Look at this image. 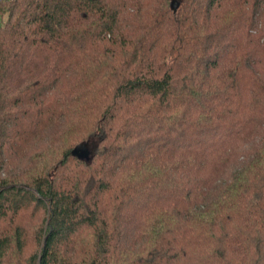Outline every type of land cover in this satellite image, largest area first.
I'll use <instances>...</instances> for the list:
<instances>
[{
  "label": "trees",
  "instance_id": "trees-1",
  "mask_svg": "<svg viewBox=\"0 0 264 264\" xmlns=\"http://www.w3.org/2000/svg\"><path fill=\"white\" fill-rule=\"evenodd\" d=\"M172 1L0 3V264H264V0Z\"/></svg>",
  "mask_w": 264,
  "mask_h": 264
},
{
  "label": "water",
  "instance_id": "water-1",
  "mask_svg": "<svg viewBox=\"0 0 264 264\" xmlns=\"http://www.w3.org/2000/svg\"><path fill=\"white\" fill-rule=\"evenodd\" d=\"M178 5L179 3L176 0H173L171 3V7L173 8L174 11H177ZM72 153L73 155L79 156L82 159H88L90 157L91 152L89 149V145L86 142L76 146V148L73 149Z\"/></svg>",
  "mask_w": 264,
  "mask_h": 264
},
{
  "label": "built area",
  "instance_id": "built-area-1",
  "mask_svg": "<svg viewBox=\"0 0 264 264\" xmlns=\"http://www.w3.org/2000/svg\"><path fill=\"white\" fill-rule=\"evenodd\" d=\"M4 1H8V0H0V3L4 2Z\"/></svg>",
  "mask_w": 264,
  "mask_h": 264
}]
</instances>
